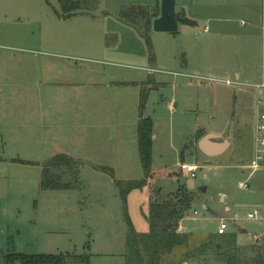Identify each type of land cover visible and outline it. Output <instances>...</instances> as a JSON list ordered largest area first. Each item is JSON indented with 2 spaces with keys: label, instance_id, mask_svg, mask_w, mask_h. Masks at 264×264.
Returning a JSON list of instances; mask_svg holds the SVG:
<instances>
[{
  "label": "rangeland",
  "instance_id": "rangeland-1",
  "mask_svg": "<svg viewBox=\"0 0 264 264\" xmlns=\"http://www.w3.org/2000/svg\"><path fill=\"white\" fill-rule=\"evenodd\" d=\"M120 8L112 0V4L94 11L61 18L57 0H0V155L13 158L4 161L0 156L1 256L11 250L26 255L68 253L87 257V264H123L127 228L114 181H140L144 174L136 128L127 125L132 119L126 115L127 105L132 107L135 93L122 82L127 79L124 74H142L137 70L145 65L136 62L134 56L113 57L109 50L115 48L120 52L135 47L131 38L135 29L117 18ZM233 29L238 32L235 24ZM189 31L196 33L186 34ZM150 33V45L158 55L157 64L161 63L158 67L169 68L160 70L151 65L141 37L149 62L147 69L158 70L155 78L160 76L167 83L149 95L146 115L151 117L153 125L151 177L142 188L126 195L130 222L137 229H146L151 201L175 198L180 191V196L186 193V178L180 176L178 167L184 161L197 167L193 201L186 214L188 220L184 221L187 230L200 235L215 232L222 218L227 231L236 232L240 243L252 242L256 236L264 235V168L249 175L250 170L244 166L248 165L252 150L250 122L261 110L253 103L252 88L206 79L233 80L234 72L238 71L242 75L241 83H256L260 77H254L255 68L257 64L260 67L262 59L259 32L250 43L222 36L216 41V55L206 41L203 46L210 49L206 62L216 56L218 63L199 73L190 69L183 72L175 64L180 63L182 51L188 53L192 67L202 62L197 49L199 42L207 37L200 27L180 26V35L175 39L174 32L171 36L166 32ZM105 83L112 85L106 88ZM171 83L177 86L175 114L166 109ZM102 98L111 107L124 105V119L112 120L122 128L125 147L134 150L131 157V152L120 147V138L110 128H106L99 145L92 136L98 130L88 128L110 118L94 116L97 101ZM184 105L190 110L178 114L177 109ZM84 107L91 112L88 118H84ZM241 118L246 122L239 121ZM205 132L224 133L223 137H230L239 146L208 159L195 145ZM84 136L85 145L81 141ZM115 145L121 153L120 160L127 158L128 166H116L114 170L111 167L110 177L98 170V166H103L100 163L108 162L97 160L88 151L89 147H98L108 155ZM76 146L80 154L86 150L90 159L87 163L81 160L83 188L40 190L41 164L56 151H72ZM244 182L248 188L239 189ZM202 186L205 192L199 189ZM255 211L257 218L248 219L247 215ZM207 260L210 264H222L215 263L212 257Z\"/></svg>",
  "mask_w": 264,
  "mask_h": 264
},
{
  "label": "trees",
  "instance_id": "trees-1",
  "mask_svg": "<svg viewBox=\"0 0 264 264\" xmlns=\"http://www.w3.org/2000/svg\"><path fill=\"white\" fill-rule=\"evenodd\" d=\"M60 17L68 18L76 13L94 11L98 8V0H57ZM117 17L121 22L134 28L141 35L147 46L148 56L153 61V51L150 45L149 33L152 30V21L159 16V0L154 7L149 6H122ZM175 21L184 25L192 24L188 20L175 16ZM149 59V60H150ZM146 93L142 92L139 97L137 121V148L144 178L140 181H114L120 192L123 218L127 232L125 236L124 264H168L165 258L177 248H188L190 235L177 231L178 222L189 210L193 195L186 191L183 196L175 198H161L151 201L148 206L146 220L148 231L137 233L127 215L126 195L133 189L142 188L150 175L151 145H152V121L142 116L145 105ZM1 160V159H0ZM41 177L39 189L42 191H80V168L83 163L72 159L64 154H56L41 164ZM100 171L112 177L110 168L100 167ZM98 169V170H99ZM206 191L205 187L200 188ZM158 194V193H157ZM212 240L209 238L194 250H187L181 259L187 260L196 254L210 253L218 262L223 264H264V235L259 242L245 247L236 245L235 234H221ZM207 255V254H206ZM0 264H87V257L74 254L26 255L15 253L12 250L0 255ZM206 259L203 264L206 263Z\"/></svg>",
  "mask_w": 264,
  "mask_h": 264
},
{
  "label": "crops",
  "instance_id": "crops-1",
  "mask_svg": "<svg viewBox=\"0 0 264 264\" xmlns=\"http://www.w3.org/2000/svg\"><path fill=\"white\" fill-rule=\"evenodd\" d=\"M113 1L115 2V6L118 8L122 7V6H127V5L154 7V5L156 4V0H113ZM260 1L261 0H257V1L256 0H175V7H174L175 16L178 15L179 17L188 20L189 22L192 23V25H195L196 28L200 27L202 30V34L205 35L204 37H207V38H203L199 42V48L197 50H198V55L201 56V61H202V62H199V65L192 67V65L190 64L191 60L189 58L188 53L185 51H182L180 53V56H179L180 63H176L175 66L177 68H179L180 70H183V72L187 69H190V70H193V71L198 72V73H199V70L205 71V70H207V68H212L214 65L217 66L218 57H216V56L211 57L210 61L206 62V54H207V52L210 53V49L203 46V44L206 41L208 42V44H211V47H210L211 51L212 52L214 51L215 55H216V53H217L216 41L219 38H221L222 36H223V38L235 37L239 41H241L242 43L243 42L244 43H246V42L250 43L251 39H253L254 36H258L257 35L258 29H257L256 24H257V21L259 19ZM109 4H112V0H98V9L100 7L107 6ZM159 9H160V0H159ZM104 11H105L106 15L109 14V12L106 11L105 9H104ZM115 19H116V17H115ZM242 20H244L247 23V25H245L244 27H242L240 25V21H242ZM234 24L236 25V27L238 29L237 33L233 29ZM183 25L184 24L177 23V30L173 34L174 35L173 39H175V37L180 35L178 33V31H179L180 26H183ZM128 27H130V26H128ZM132 29H134V28H132ZM151 31H153V30H151ZM131 33H132L131 38L134 39V44H135L134 48L133 47L123 48L125 50H123V51L119 50L120 52H117V49H115V48H111L109 50L112 51L113 55H115V56L111 55L113 57H118V58L122 57V58L128 59V56H134L135 58L137 57V59H135L136 62H138L141 65H145L144 67L143 66L140 67L141 69L137 70V71H142L143 72L142 74L139 72H134L135 74L131 75L130 73H133V72H129L127 74H124V76L127 79H125L122 82V83H125L126 85H128L132 89V91H134V93H135L134 102L132 103V107L130 104L127 105L128 109L126 110V115L128 118H132L128 122L127 125L132 124L133 127L136 128L137 121L139 119V113H140L138 110V103H139L140 94L144 91H146V93H147L145 105H144V108H143L141 113H142V116L144 118L150 119L151 117L146 115L147 109H148V103H149V95L151 94V91H153L154 89H156L158 87L160 88L161 85L167 83V80H165L164 78H162L160 76L155 78L154 75H155V73L159 72L158 70L153 75L148 74V72L145 69L148 68L147 63H149V62H147L146 59L148 57L146 58V54L143 51V49H145V48H143V45H142V38H141L142 36L139 35L136 32V30L131 32ZM152 33H149V34L151 35ZM195 33H196L195 31L194 32L189 31V33H186V34L195 35ZM166 35L171 36L170 33L166 34ZM133 39H132V41H133ZM214 44L216 47H214ZM139 48H140V51H138ZM203 50H205L206 53H204ZM142 51H143V53L141 55L140 52H142ZM152 51H153V47H152ZM166 54H167V52H166ZM153 55L154 56H153V61L151 62V65H153L154 68H158L160 70L161 69L165 70L167 67L169 68L168 65H165L164 68L158 67L161 65V63L157 64V56L158 55L155 54V51H153ZM112 60H115V59H112ZM205 65H209V66L206 67ZM225 69L226 68H223V70H225ZM208 70H212V69H208ZM258 71L260 72V67L257 64L256 68H255V75H254V77L256 79L259 78V76L258 77L256 76L259 73ZM161 73H163V72H161ZM233 76H234V79L238 78V80H240L242 77V75L238 71H237V73L234 72ZM244 77H246V73L244 74ZM111 85H112V83H105L104 87L107 88L108 86H111ZM171 87H172L171 97H170V100L166 102V109L169 111L170 114H175L174 112L176 109H174V105L177 104L176 103L177 86L175 85V83H171ZM251 96H252L251 98L253 100V103L255 105L256 94H254V92H251ZM97 102H98V108H96V110L94 111V116L99 117V118L102 116H109L110 118H103L105 120V122H103V123L101 122L100 124L93 125V127H88L89 129L95 127L96 128L95 130H98V131H94L92 136L95 138V140L97 141V143L99 145L103 141V135L106 134V131H107L106 128H110V130H112L111 131L112 134L117 135L118 138H120L119 139L120 147L122 146L123 148H126L124 145V140L121 139L122 138V135H121L122 128H120L119 125L117 123H115V121L112 120L113 118L114 119H124V105L121 104L120 106L115 105L114 107H111L107 103L106 98L105 99L102 98V99L98 100ZM130 107H131V109H130ZM84 109H85L84 110V118H88L90 111L87 110V107L86 108L84 107ZM129 109H130V111H129ZM188 110H190L189 106L187 107L186 105H184L182 108L179 107L177 109V113L178 114H185L184 112L188 111ZM240 120L242 121L243 118L239 119V121ZM107 122H109L110 125H107ZM242 122L245 123L246 121L243 120ZM254 122H255V118H253L251 120V122H250L251 128L249 130V134H251L250 136L252 139V145H253V135H254L253 134ZM223 134L221 132H208V133L205 132V134L202 137H200L201 136L200 135L199 136L200 138L196 141V144H195L198 151L201 152L200 154L205 156L208 159H213L216 157H220V156L224 155L226 152L228 153L230 150H233L235 147L239 146L238 142L233 141V139H231L230 137H223ZM206 135L215 136V138L209 139L210 144L222 145V143H226L224 145V148H223L221 153L213 154V155H207V154H205V152L200 150V148L198 146L199 141ZM81 141L83 142V145H85L86 144V136L82 137ZM133 142L135 145L134 138H133ZM78 149L79 148H77V146H76L75 149H73L72 151L58 150L52 156H54L56 154H64V155H67L68 157L75 159V160H79V161L82 160L85 163L89 162L90 159L87 156L86 150H82L83 153L80 154ZM89 149L90 150L88 151V153L94 154L95 155L94 158H96L97 160H101L102 162L107 161L108 163H100V164H102L103 166H106V167L109 166L111 170H112V168L114 170V168L116 166L117 167L128 166L127 158L120 160V154L121 153L119 152V149L117 148L116 145L112 148V150L110 151V154H108V155H106V152L103 148L100 149L98 147H89ZM126 150H127L126 152H131L127 148H126ZM133 151L130 153V157L133 155ZM250 153L253 154L251 149H250ZM251 154H250V158H251ZM0 156L4 159V161H9V160L13 159V158H5L2 155H0ZM18 158L20 160H23L19 156H18ZM90 158H92V157H90ZM250 158H249V160H250ZM93 159H91V160H93ZM24 160H26V159H24ZM103 166H98V167L100 168ZM246 166H244V167H246ZM100 172H102V171H100ZM128 172L129 171H125V174H129ZM179 174H181V173L179 172ZM180 176L185 177L183 174H181ZM115 177L117 179L119 178V177H117L116 172H115ZM185 178H186L185 181L187 183L185 185V190L186 191L188 190L191 193H193V191H195V184L193 182V179H192L191 184H190V183H188L190 179L188 177H185ZM257 182L261 184V182H259V180ZM188 186L190 187V189H188ZM202 187H204V186H202ZM202 187H199V189ZM180 194H181V191L179 192V195ZM202 207L204 209L206 208V206L204 204H202ZM225 210L229 211V207L225 206ZM187 212L184 213L182 218L179 220L177 231L180 233L190 235V238L188 241V246H187L188 248H186V249H183V248L175 249L171 255H169L165 258V263H168V264H203L205 259L207 260L209 257H210V259L212 257V260L215 261V263H221V262L217 261V259L215 258V256H213L211 254V252L206 253L207 255L206 254H196L194 257L187 259L186 261L181 259L183 256V253L186 252L187 250H194L199 245H201L202 243H205L209 238H212V240L214 241V239H216L218 237L217 236L218 234L216 232L217 230L215 232L212 231V233L203 234V235H200L197 232H194V230L188 231L187 230L188 228L184 225V221L188 220ZM193 214H196V212ZM222 220L223 219L221 218L220 222H222ZM148 228L149 227L147 226L146 229H143V228L137 229V227L135 226L134 230L137 233H146L148 231ZM227 230L224 234H235L236 245L238 247H245L247 245L252 244V242L255 241V240H253L252 242L240 243L239 242V236L237 235V233L236 232H229ZM125 236H126V234H125ZM124 253H125V242H124V249L122 252L123 264H124ZM204 255H206V258L204 257ZM206 263L210 264L209 260H207Z\"/></svg>",
  "mask_w": 264,
  "mask_h": 264
},
{
  "label": "built area",
  "instance_id": "built-area-1",
  "mask_svg": "<svg viewBox=\"0 0 264 264\" xmlns=\"http://www.w3.org/2000/svg\"><path fill=\"white\" fill-rule=\"evenodd\" d=\"M247 23L242 20L240 21V25L244 27ZM259 35H260V46H261V61H260V72H259V80L256 83L248 84V83H241L238 78H235L233 80H229L227 78L224 79H206L210 82H218V83H224L227 86H238V85H245L250 88H252L254 91V94H256L255 97V106L256 108H259L261 111L258 116L255 118L254 126H253V145H252V153L251 158L249 160L248 165L246 166L247 169L250 170L251 175L255 171L264 168V0L260 1V12H259V19L256 24ZM148 74L153 75L157 70L154 69H145ZM193 78V77H192ZM200 81L205 79L197 78ZM179 171L189 179H194L197 167L194 164H188L185 162L178 164ZM239 189H247L246 182L240 184ZM195 213V212H194ZM257 211L251 212L247 215L248 219H256L257 217ZM218 230L216 231L217 234L221 235L224 234L227 230V225L225 222H220L218 225ZM261 237L256 236L253 238V240H259Z\"/></svg>",
  "mask_w": 264,
  "mask_h": 264
},
{
  "label": "water",
  "instance_id": "water-1",
  "mask_svg": "<svg viewBox=\"0 0 264 264\" xmlns=\"http://www.w3.org/2000/svg\"><path fill=\"white\" fill-rule=\"evenodd\" d=\"M175 0H160V13L157 18L152 21V30L156 32L172 33L177 30V22L175 21ZM215 136L206 135L199 141V148L207 155L219 154L222 152L224 145L210 144L209 139ZM191 179L188 183L191 184ZM188 189L190 187L188 186Z\"/></svg>",
  "mask_w": 264,
  "mask_h": 264
}]
</instances>
